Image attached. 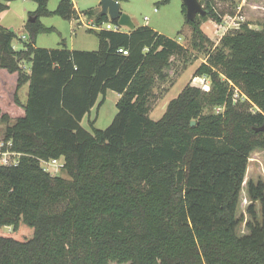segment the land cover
Listing matches in <instances>:
<instances>
[{"label": "trees", "instance_id": "trees-1", "mask_svg": "<svg viewBox=\"0 0 264 264\" xmlns=\"http://www.w3.org/2000/svg\"><path fill=\"white\" fill-rule=\"evenodd\" d=\"M15 1L0 0V14ZM31 1L38 10L24 49L0 25V70L18 75V105L29 84L23 117L9 124L0 109V156L20 155L16 165L0 164V264H264L263 181L248 183L247 234L237 233L236 217L251 155L264 150V133L255 131L264 126V25L243 24L214 46L203 24H223L217 2L232 0L200 1L207 14L186 24L193 51L206 54L195 76L210 79V90L188 85L155 121L156 84L173 58L191 59L188 48L147 26L90 29L98 51L38 48V35L50 32L42 16L80 13L69 0L54 13L49 0ZM84 15L110 22L101 12ZM236 88L246 100L234 104ZM109 90L120 95L118 114L106 130L96 121L85 130ZM214 107L224 112L205 114ZM60 159L68 179L42 165Z\"/></svg>", "mask_w": 264, "mask_h": 264}, {"label": "rangeland", "instance_id": "rangeland-1", "mask_svg": "<svg viewBox=\"0 0 264 264\" xmlns=\"http://www.w3.org/2000/svg\"><path fill=\"white\" fill-rule=\"evenodd\" d=\"M64 0H49L48 10L52 13L56 12L60 3ZM71 1L78 12L79 19L66 20L57 15L42 16L41 24L50 30L48 33H41L37 37L36 46L44 49H55L76 51H98L100 49L99 39L94 33L89 32V19L84 15L86 11L93 10L96 14L102 11V0H69ZM121 0V11L129 15L136 27L147 26L155 31L168 36L169 38L184 45L191 51V59H176L173 58L172 65L166 70L167 79L158 81L154 89V98L151 101L150 116L153 120H160L167 111L168 105L172 100L177 98L181 92L188 86L202 87L201 78L195 76L198 67L205 62L206 54L199 51H193L192 38L193 31L186 24V15L183 12V0ZM202 1V0H200ZM10 10L1 14L0 25L7 28L9 31L14 29L17 38L13 41L14 49L20 51L24 49L25 44L29 41L30 34L26 30V24L30 20V15L38 10V4L31 0H16L11 3ZM217 8L220 12L227 13L224 15L223 23H228L232 27L229 30H223L219 34L217 24L211 20L206 22V35L212 39L215 45L219 42L223 35L228 31L236 30L243 24H249L251 29L260 30L264 25V0H232L226 3L217 2ZM227 18V20H225ZM94 23V21H93ZM92 23V24H93ZM95 24V23H94ZM204 25V24H203ZM221 30V29H220ZM123 31H131L129 28L123 27ZM66 46V47H65ZM211 48V47H209ZM26 66V67H25ZM23 68L26 72L30 71V65L23 63ZM18 75H9L6 71L0 70V91H4L3 99L5 104L11 100L13 91L18 83ZM207 84H210L208 79ZM28 88V86H26ZM237 89V88H236ZM7 90V91H5ZM241 101H245L244 96ZM103 96L99 98L97 105L93 108L90 116L85 117L82 122V127L92 132L90 122L95 123V128L106 130L113 122L118 114L117 102L119 94L109 90L105 95V101L100 106ZM5 111L7 108H4ZM11 113L10 110H8ZM224 109L219 107L209 108L205 110V114L223 113ZM12 114V113H11ZM11 124V123H9ZM7 124L0 121V149L5 147L3 140L4 132ZM10 146V144H8ZM10 152V151H6ZM12 153V152H10ZM5 159L9 163H16L20 159V155L8 154L0 156V164L5 163ZM43 165V163H42ZM63 162H52L46 167L52 176H61L68 179V175L61 170ZM253 181L258 183L264 182V150H255L249 160L248 170L243 185V190L240 197V202L236 217L241 223L237 229L239 235L247 234V224L251 221L249 207L252 204L248 194V183ZM257 214L260 213V204H255ZM9 230V229H6Z\"/></svg>", "mask_w": 264, "mask_h": 264}, {"label": "water", "instance_id": "water-1", "mask_svg": "<svg viewBox=\"0 0 264 264\" xmlns=\"http://www.w3.org/2000/svg\"><path fill=\"white\" fill-rule=\"evenodd\" d=\"M184 6L186 7V18L189 21H195L198 16H205L207 11L204 6L201 4L200 0H183ZM101 15L107 16L109 19L114 22L117 21L118 24L122 27L129 28V30H135L136 26L133 23L131 17L121 11V2L117 0H102L101 3ZM36 19L31 20L35 22ZM10 32L14 33V29H11ZM196 123L193 121L192 126ZM258 133H264V126L255 129Z\"/></svg>", "mask_w": 264, "mask_h": 264}, {"label": "crops", "instance_id": "crops-1", "mask_svg": "<svg viewBox=\"0 0 264 264\" xmlns=\"http://www.w3.org/2000/svg\"><path fill=\"white\" fill-rule=\"evenodd\" d=\"M9 5V7H10V5H11V3L10 4H8ZM11 8V7H10ZM10 8H9V10H10ZM9 10H7V11H9ZM6 11V12H7ZM5 13V12H4ZM3 14V13H2ZM0 16H1V14H0ZM81 17V16H80ZM93 20H89V24H90V26H88V29L90 30V29H92V30H96L95 29V24L93 23ZM206 24V23H205ZM205 24L203 25V30L205 31V33H206V30H205ZM216 33L217 34H219L220 32H218V31H216ZM37 47V46H36ZM71 51H73V50H71ZM26 67V66H25ZM29 73H30V71H29ZM7 74H9V73H7ZM9 75H11V74H9ZM13 75H17V74H13ZM13 75H11V76H13ZM18 78V77H17ZM17 81H18V79H17ZM17 86H18V83H17V85H16V88H15V90L13 91V95H12V98H11V100H9L8 102H7V104H5L6 102H5V100L3 99V93H4V91H2V89H1V91H0V109L2 110V113L3 114H7L9 117H10V123L11 124H13L18 118H20V117H23L24 115H25V110H24V108H23V106L22 105H24V104H26V101H27V96H28V89H29V84H27V85H25L18 93H19V97H20V100H21V104L20 105H18L16 102H15V94H16V91H17ZM26 86H28V88L26 87ZM5 91H7V90H5ZM8 92V91H7ZM119 98H120V95H119ZM7 108V110L5 111V109L4 108ZM8 110H10L11 111V113H9L8 112ZM90 116V115H89ZM54 162H63L64 163V159H60V160H58V161H54Z\"/></svg>", "mask_w": 264, "mask_h": 264}, {"label": "built area", "instance_id": "built-area-1", "mask_svg": "<svg viewBox=\"0 0 264 264\" xmlns=\"http://www.w3.org/2000/svg\"><path fill=\"white\" fill-rule=\"evenodd\" d=\"M227 20V18L225 19ZM225 22V21H224ZM219 30H217L218 32H222L223 30H229L231 29L232 27L229 26V29H228V23H223V25H217ZM95 29L96 31H112V32H125L123 31V27L120 26L119 24H115L114 22H112L110 20V22H107V23H103L102 25H95ZM221 29V30H220ZM224 36V35H223ZM121 53H123L124 55H128V52L124 51V50H120ZM201 84H202V89L204 91H209L210 90V84H207V81H208V78L206 77H202L201 79ZM243 95L241 94V92L239 91V89H236L235 92H234V97H233V101H234V104L238 103L239 101H241ZM220 109H224V108H221L219 107ZM8 154H12V155H16L15 153H10V152H4L2 153V156H7ZM19 155V154H18ZM52 162L54 161H51V162H43V165L46 166V165H50ZM18 163V161L16 163H9L7 159H5V163L2 164V165H16ZM46 171L49 172V170L44 167Z\"/></svg>", "mask_w": 264, "mask_h": 264}]
</instances>
